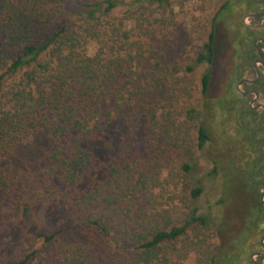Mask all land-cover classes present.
Masks as SVG:
<instances>
[{
    "label": "trees",
    "instance_id": "16d2710c",
    "mask_svg": "<svg viewBox=\"0 0 264 264\" xmlns=\"http://www.w3.org/2000/svg\"><path fill=\"white\" fill-rule=\"evenodd\" d=\"M189 1L0 0V192L17 184L10 162L20 144L40 133L52 145L44 188L86 218L82 242L59 250L57 239L70 226L38 231L30 248L1 254L0 264H185L191 257L190 264L264 263L263 256L252 260L264 252V118L244 93L254 91L264 103V69L258 79L253 69L264 57V0H223L206 16L192 62L168 67L161 44ZM201 65L192 103L189 77ZM145 67L150 82L143 86ZM227 68L237 78L223 87L216 77ZM240 82L242 92L234 87ZM213 88L232 135L224 130L217 140L221 159H212L207 180L220 198L206 208L198 201L208 190L194 181L193 162L211 143L199 119L204 104L216 106ZM158 90L162 99L150 102ZM118 119L127 131L142 127L159 138L164 160L131 163L118 155L97 164L90 146ZM234 195L245 209L240 229L224 243L215 208Z\"/></svg>",
    "mask_w": 264,
    "mask_h": 264
},
{
    "label": "rangeland",
    "instance_id": "374dc122",
    "mask_svg": "<svg viewBox=\"0 0 264 264\" xmlns=\"http://www.w3.org/2000/svg\"><path fill=\"white\" fill-rule=\"evenodd\" d=\"M222 1L190 0L185 5L184 11L178 15L180 26L170 34L166 42L161 44L159 53L163 65L171 67L178 62L185 67L192 62L193 52L201 45L205 37L206 16L215 11L222 4ZM243 22L249 24L250 20L244 18ZM230 57L228 56V58ZM205 69L206 66L204 65L197 66L189 77V81L192 84L190 89L193 90L194 97V100L191 101L192 103H195V100L199 99L200 78ZM149 72L150 69L148 71V68L145 67L144 73L140 77V82L143 86L147 82H150ZM236 78L237 72L228 68L222 73L219 72L216 77L219 84L222 83L223 87L229 84L230 81L232 83ZM234 87L241 92L243 91L241 84L236 83ZM214 91L215 88L211 92V97L213 98L218 95ZM162 96L163 91L158 90L155 94L149 95L148 100L150 102L161 100ZM233 97L231 94V99ZM221 98L222 96H217L213 100L216 104V106L212 105L214 107V110L212 108L213 111L209 110L207 105H203L204 108L206 107L207 112L205 115L201 113L199 122L204 127L209 128L211 145L208 144L195 157L193 162L195 164L193 172L194 181L201 180L208 190L198 201L201 206L206 208L214 207L216 201L220 198L217 189L209 191L211 183L207 180V173L212 168V159H221V153L218 151L219 145L217 144V140L221 135L220 133L232 126V123L226 124L227 121L222 112L224 109L220 105V102H222ZM231 99L229 98V100ZM252 99H255V97L251 96L249 103ZM257 104L264 103L259 99L254 101L252 106L255 107ZM247 126L250 127L251 124H247ZM143 129L142 127H138L127 131L121 119L112 123L106 129L102 139L90 146L96 163L102 165L118 155L124 156L131 163L141 162L145 164L147 161H149L147 163H157L158 159L164 160L161 150V140L155 135L153 136L151 132H144ZM226 135L231 137L232 134L226 131ZM51 149L52 145L39 133L30 136L25 142L20 144L17 152L11 158L10 169L17 176V184L10 192H0V255H12L16 250L23 251L30 248L34 241L35 233L38 231L52 232L70 226V229L64 231L57 239L56 248L59 250L84 240L81 230L85 226L84 221L86 218L84 219L71 206L64 205L61 201H54L48 188H44L42 184L46 175V166H48L45 163L44 154ZM151 151L153 152L151 153ZM167 159L169 160V158ZM97 164L95 165L98 168ZM174 166V163H171L168 167L169 169L162 170L160 173L161 178L167 177L170 168ZM24 201H27V204L30 206V210L26 213L23 207ZM216 209L220 211L218 216L224 219L226 229L223 231L224 234L221 235V242L226 243L240 229L241 216L245 209L244 200L240 195L229 196L225 199L223 206H217ZM85 214L87 217L90 215L89 212ZM262 238L260 243L262 242ZM35 243L37 244L38 242L35 240ZM256 255L252 256L253 261L260 257H256ZM191 262L192 257L185 264H190Z\"/></svg>",
    "mask_w": 264,
    "mask_h": 264
},
{
    "label": "flooded vegetation",
    "instance_id": "af4514ba",
    "mask_svg": "<svg viewBox=\"0 0 264 264\" xmlns=\"http://www.w3.org/2000/svg\"><path fill=\"white\" fill-rule=\"evenodd\" d=\"M255 63H260V64H257V68H258V70H259V68H262V69H264V57L263 56H261V60H259V61H256ZM254 69V68H253ZM260 73V72H259ZM259 78V77H258ZM240 84H242V82H240L239 83V85ZM241 92V91H240ZM244 93H247L248 95H250V96H254L255 97V95L254 94H256L254 91H248V92H244ZM257 95V94H256ZM255 99L256 100H259L260 98H259V96L257 95V97H255ZM255 99H252L251 100V102L248 104L249 105V107L252 109V110H254L255 112H260L261 111V113L263 114V118H264V104H257V106H255V107H253L252 106V103L254 102V101H256Z\"/></svg>",
    "mask_w": 264,
    "mask_h": 264
},
{
    "label": "water",
    "instance_id": "95a60500",
    "mask_svg": "<svg viewBox=\"0 0 264 264\" xmlns=\"http://www.w3.org/2000/svg\"><path fill=\"white\" fill-rule=\"evenodd\" d=\"M257 64H260V63H254L253 64V68H254V70H255V74H256V79H258V77H259V70H258V68H257ZM255 95V97H257V95L256 94H254ZM261 202H262V204L264 205V193H263V195H262V197H261ZM263 241H264V237L262 238V242H261V244L263 245ZM264 246V245H263ZM257 256H264V253H259V254H257L256 255V257Z\"/></svg>",
    "mask_w": 264,
    "mask_h": 264
}]
</instances>
